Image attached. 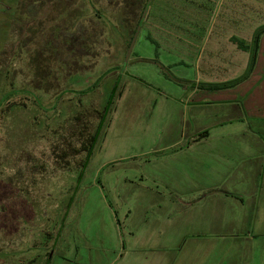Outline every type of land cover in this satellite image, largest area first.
<instances>
[{
    "label": "rangeland",
    "instance_id": "obj_1",
    "mask_svg": "<svg viewBox=\"0 0 264 264\" xmlns=\"http://www.w3.org/2000/svg\"><path fill=\"white\" fill-rule=\"evenodd\" d=\"M230 1L0 0V264L154 256L127 250L132 215L158 208L139 197L151 185L147 151L167 130L188 141L192 123L220 136L241 129L211 128L214 105L184 112L179 104L197 80L246 63L224 40ZM74 34L84 46L76 55L64 41ZM219 35L227 51L216 57ZM89 135L90 152L78 154ZM231 162L205 161L188 175L224 178ZM90 242L99 248L89 251Z\"/></svg>",
    "mask_w": 264,
    "mask_h": 264
},
{
    "label": "crops",
    "instance_id": "obj_2",
    "mask_svg": "<svg viewBox=\"0 0 264 264\" xmlns=\"http://www.w3.org/2000/svg\"><path fill=\"white\" fill-rule=\"evenodd\" d=\"M226 18L223 24L231 27L232 35L224 40L232 56L244 53L246 63L230 61L231 69L221 77L207 78L205 84L197 80L179 104L184 112L214 105L217 112L211 128L228 121L237 122L241 129L220 136L192 123L188 141L176 130L162 133L161 144L145 155L153 156L148 162L151 185L139 194L142 201L154 202L158 208L128 217L133 225L127 250L155 254L144 261L132 256L126 264H264V33L257 44L254 41L264 28V0H231ZM232 38L249 49L241 50ZM221 40V35L215 39L211 55L220 57L227 51ZM176 64L162 62L165 68ZM217 159L235 162L229 176L189 177V170L201 172L203 162ZM214 167L219 168L207 166ZM88 244L89 251L99 248L94 242ZM55 246L56 252L59 242ZM87 258L88 264H99L92 256Z\"/></svg>",
    "mask_w": 264,
    "mask_h": 264
},
{
    "label": "trees",
    "instance_id": "obj_3",
    "mask_svg": "<svg viewBox=\"0 0 264 264\" xmlns=\"http://www.w3.org/2000/svg\"><path fill=\"white\" fill-rule=\"evenodd\" d=\"M69 0H68V4H69ZM61 33V32H60ZM264 33V28L262 30H260L256 36H255V44H257L260 40V37H261V34ZM64 41H67V44H66V48H65V45L64 48H65V51L66 53H69V52H73L75 55L77 54V50H80V47L82 46V48L84 47L83 44H82V39L79 38L78 36H75V34L73 36H68V39H65ZM63 42V41H62ZM233 42H235L238 47L242 50H248L249 47L245 44V42L237 39V38H233ZM76 47V48H75ZM64 50H62V52H65ZM68 55V54H67ZM80 56V55H79ZM77 56V58L79 57ZM69 57V56H68ZM68 59V58H67ZM73 59V58H72ZM255 55H253L252 57V62H251V69H252V66L254 65L255 63ZM64 61L65 58H63ZM69 63V62H68ZM250 69V70H251ZM222 88V86H220ZM223 87H226V86H223ZM95 140H96V136L95 135H89V137L87 138L86 140V143L82 144L81 147L79 148L78 150V154H82V153H89L90 152V149L92 148L93 144L95 143ZM80 166H83V163L80 165Z\"/></svg>",
    "mask_w": 264,
    "mask_h": 264
},
{
    "label": "water",
    "instance_id": "obj_4",
    "mask_svg": "<svg viewBox=\"0 0 264 264\" xmlns=\"http://www.w3.org/2000/svg\"><path fill=\"white\" fill-rule=\"evenodd\" d=\"M135 39H136V36H134V38H133V40H132V43H131V45H130V47H129L128 55L131 54V51H132V49H133V45H134Z\"/></svg>",
    "mask_w": 264,
    "mask_h": 264
}]
</instances>
